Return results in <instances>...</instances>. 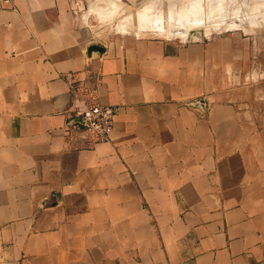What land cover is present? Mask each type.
I'll list each match as a JSON object with an SVG mask.
<instances>
[{"label":"crops","instance_id":"obj_1","mask_svg":"<svg viewBox=\"0 0 264 264\" xmlns=\"http://www.w3.org/2000/svg\"><path fill=\"white\" fill-rule=\"evenodd\" d=\"M80 18L0 7V264H264V136L228 51ZM91 105L105 142L74 124Z\"/></svg>","mask_w":264,"mask_h":264},{"label":"rangeland","instance_id":"obj_2","mask_svg":"<svg viewBox=\"0 0 264 264\" xmlns=\"http://www.w3.org/2000/svg\"><path fill=\"white\" fill-rule=\"evenodd\" d=\"M70 1L76 14L81 17V24L92 28L95 35H100L101 41L120 36L148 35L183 43L217 42L218 48L228 51V62L224 66L225 71L220 69L216 74H219L221 79H226L229 87L254 90L253 93L245 90L243 96L253 97L252 110L264 136V0H196L199 4L203 1V6L197 4V7L194 0ZM191 1H194L195 5ZM190 5L193 8L195 6L197 15L196 12L193 15V10H189ZM172 11L175 14H172ZM161 14H164L162 20H168L169 15L172 16L168 26H164L167 20L163 23L160 20L162 25L159 20L153 19V16ZM185 14L189 16H183ZM193 16L198 17L194 19Z\"/></svg>","mask_w":264,"mask_h":264},{"label":"built area","instance_id":"obj_3","mask_svg":"<svg viewBox=\"0 0 264 264\" xmlns=\"http://www.w3.org/2000/svg\"><path fill=\"white\" fill-rule=\"evenodd\" d=\"M12 1L0 0V7L7 6ZM77 120H81L83 124L77 123ZM74 124L81 126L80 135L83 139L90 138L92 143L105 142L113 128L114 111L111 107L91 105L77 113Z\"/></svg>","mask_w":264,"mask_h":264},{"label":"bare ground","instance_id":"obj_4","mask_svg":"<svg viewBox=\"0 0 264 264\" xmlns=\"http://www.w3.org/2000/svg\"><path fill=\"white\" fill-rule=\"evenodd\" d=\"M194 1L197 2L196 5H195V2H194ZM194 1H191V2H194V5L197 7V4H199V1H196V0H194ZM206 1H207V0H206ZM191 2H190V4H192ZM201 2H203V1H200V4H201ZM200 4H199V5H200ZM204 4H205V3H204ZM188 5H189V3H188ZM192 5H193V4H192ZM192 5H190L191 7L188 6V7H189V10H193V12H192L193 15H195L194 12H196V15H197V11H196L197 9L194 10L195 6H194V8H193ZM201 5H202V4H201ZM205 5H206V4H205ZM205 5H204V7H205ZM202 6H203V5H202ZM188 7H187V9H188ZM209 8H210V7H209ZM199 9H200V6H199ZM199 9H198V11H199ZM206 9H208L207 6H206ZM200 10H201V9H200ZM204 10H205V9H204ZM204 10H203V11H204ZM254 10H255V8H254ZM185 11H186V10H185ZM208 11H209V9H208ZM210 11H212V8H210ZM186 12H187L189 15H190V13H191V12H189L188 10H187ZM180 13H181V11H180ZM180 13H179V14L176 13V14H177V15H181ZM182 13H184V12H182ZM192 13H191V15H192ZM172 14H175V12L173 13V11H172ZM172 14H171V15H172ZM188 14H185V15H183V16H186V15L189 16ZM202 14H203V13H202ZM209 14H210V13H209ZM166 15H167V14H166ZM166 15H165V17L168 16V15H167V16H166ZM199 15H201V14H199ZM140 16H141V15H140ZM187 16H186V17H187ZM203 16H204V15H203ZM151 17H152V16H151ZM153 17H154L153 19H155V20L157 19V20H159V22H160V20H162V19L164 18V14H161L160 16H157V17H155V16H153ZM170 17H172V16L169 15V19H170ZM178 17H179V16H178ZM180 17H181V16H180ZM196 17H198V16H195V18H196ZM199 17H200V16H199ZM184 18H185V17H184ZM188 18H189V17H188ZM191 18H192V16H191ZM193 18H194V16H193ZM195 18H194V19H195ZM169 19L167 20V18H165L164 20L161 21L162 23H163V21H165V20L168 21V22L165 21L166 24L164 23V26L167 25V23L169 24ZM196 19H197V18H196ZM157 20H156V21H157ZM198 20H199V19H198ZM161 22H160V24H162ZM154 23H155V22H154ZM156 24H158V23L156 22ZM162 25H163V24H162ZM162 25L160 26L161 29H162ZM170 25H171V24H170ZM172 25H174V24H172ZM232 25H233V24H232ZM167 26H168V25H167ZM158 27H159V24H158ZM158 27H157V28H158ZM205 27H206V26H205ZM207 28H208V27H207ZM211 28H212V27H211ZM149 29H151V28H149ZM161 29H160V30H161ZM152 30H154V29H152ZM160 30H159V31H160ZM164 30H165V27H164ZM164 30H163V31H164ZM161 31H162V30H161ZM165 31H167V29H166ZM206 32H207V31H206ZM190 33H191V32H190ZM196 33H198V32L196 31ZM207 33H208V32H207ZM207 33H206V34H207ZM206 34H205V35H206ZM205 35H204V36H205ZM207 35H208V34H207ZM180 36H182V35H180Z\"/></svg>","mask_w":264,"mask_h":264},{"label":"water","instance_id":"obj_5","mask_svg":"<svg viewBox=\"0 0 264 264\" xmlns=\"http://www.w3.org/2000/svg\"><path fill=\"white\" fill-rule=\"evenodd\" d=\"M93 51H102L100 47H97V46H92L89 48L88 52L91 53ZM77 123H80V124H83V122L81 120H77L76 121Z\"/></svg>","mask_w":264,"mask_h":264}]
</instances>
